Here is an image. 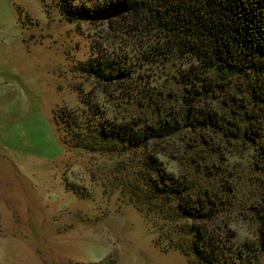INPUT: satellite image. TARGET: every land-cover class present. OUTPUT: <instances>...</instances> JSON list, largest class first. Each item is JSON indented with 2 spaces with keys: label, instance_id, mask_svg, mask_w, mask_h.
<instances>
[{
  "label": "rangeland",
  "instance_id": "rangeland-1",
  "mask_svg": "<svg viewBox=\"0 0 264 264\" xmlns=\"http://www.w3.org/2000/svg\"><path fill=\"white\" fill-rule=\"evenodd\" d=\"M63 1L0 0V264H204L193 225L234 252L255 248L264 135L250 141L244 120L238 131L226 122L234 115L223 94L197 107L224 130L205 126L202 115L187 126L186 64L146 58L150 40L128 18L67 20ZM97 60L131 63L133 72L107 83L84 69ZM254 81L263 82L236 76L230 94ZM138 117L174 127L142 147H80L101 123ZM151 167L180 186L183 199L151 196ZM182 200L211 208V219L179 217Z\"/></svg>",
  "mask_w": 264,
  "mask_h": 264
},
{
  "label": "trees",
  "instance_id": "trees-1",
  "mask_svg": "<svg viewBox=\"0 0 264 264\" xmlns=\"http://www.w3.org/2000/svg\"><path fill=\"white\" fill-rule=\"evenodd\" d=\"M60 10L69 21L79 17L89 22L110 24L128 18L130 28L150 40V55H145L146 58L152 56L159 63L179 59L186 64L187 70L182 77L186 85L182 96L184 113L180 120L187 126H194L195 121H190V117L202 122L196 116H203L197 107L200 103L223 94L222 105L234 115L226 122L234 124L238 131L240 121L244 120L246 125L242 134L248 140L255 142L263 137L264 0H65ZM131 65L120 66L114 60H97L90 69H84L102 81L117 84L130 77ZM250 74L263 82L238 85L237 93L230 94L232 80ZM151 102L155 104L157 101L151 99ZM202 120L205 126L225 128L224 121L219 122L210 113L204 114ZM168 123L167 119L163 122L146 121L140 117L124 123L105 121L90 131V141L83 139L80 147L97 148L99 143L109 152L126 146L142 147L151 140L169 135L174 126ZM234 134L238 136V133ZM151 168L157 173L151 196L164 193L170 199L173 194L175 198L183 199L180 186L172 185L173 182L170 183L158 168ZM178 209L179 217L197 221H209L213 215L211 208L194 206L188 201L178 203ZM262 216L257 245L249 251L243 246L234 252L231 246L221 244L216 235L208 236L202 227L193 225L197 262L259 264L258 252L264 256V214Z\"/></svg>",
  "mask_w": 264,
  "mask_h": 264
}]
</instances>
